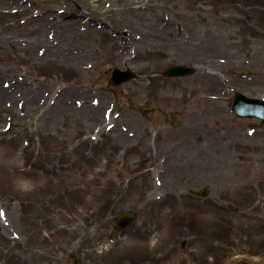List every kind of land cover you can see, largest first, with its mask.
<instances>
[{"label": "rangeland", "instance_id": "rangeland-1", "mask_svg": "<svg viewBox=\"0 0 264 264\" xmlns=\"http://www.w3.org/2000/svg\"><path fill=\"white\" fill-rule=\"evenodd\" d=\"M237 92L264 100V0H0V264H264Z\"/></svg>", "mask_w": 264, "mask_h": 264}, {"label": "water", "instance_id": "water-1", "mask_svg": "<svg viewBox=\"0 0 264 264\" xmlns=\"http://www.w3.org/2000/svg\"><path fill=\"white\" fill-rule=\"evenodd\" d=\"M194 73V69L187 66H172L168 68L163 75L171 78L185 77ZM136 78L131 70L121 71L114 69L112 76L108 81V87L121 86L122 84ZM233 113L240 118H257L264 124V100L249 98L242 93H236L233 102ZM207 192H202L205 196ZM136 216L131 211H127L117 218L119 228L129 227L135 221Z\"/></svg>", "mask_w": 264, "mask_h": 264}, {"label": "flooded vegetation", "instance_id": "flooded-vegetation-1", "mask_svg": "<svg viewBox=\"0 0 264 264\" xmlns=\"http://www.w3.org/2000/svg\"><path fill=\"white\" fill-rule=\"evenodd\" d=\"M262 222H263L262 226L264 228V212L262 213ZM262 252H263V255H264V232H263V241H262Z\"/></svg>", "mask_w": 264, "mask_h": 264}]
</instances>
